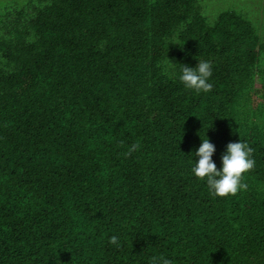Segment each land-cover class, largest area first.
Returning <instances> with one entry per match:
<instances>
[{
	"label": "trees",
	"instance_id": "1",
	"mask_svg": "<svg viewBox=\"0 0 264 264\" xmlns=\"http://www.w3.org/2000/svg\"><path fill=\"white\" fill-rule=\"evenodd\" d=\"M201 2L0 0V264H264V35ZM206 138L255 149L247 191L194 176Z\"/></svg>",
	"mask_w": 264,
	"mask_h": 264
},
{
	"label": "clouds",
	"instance_id": "2",
	"mask_svg": "<svg viewBox=\"0 0 264 264\" xmlns=\"http://www.w3.org/2000/svg\"><path fill=\"white\" fill-rule=\"evenodd\" d=\"M179 80L186 89L194 90L197 94L210 92L213 85L208 82L212 76V65L208 61L200 60L195 68L180 65ZM121 146L124 142L121 141ZM139 144L128 147L124 153L129 156L139 149ZM255 149L247 142H229L226 151L221 155V168L217 170L212 160L215 152L214 144L204 139L194 155L198 157L191 172L199 180H206L208 190L213 197L235 196L240 190L247 191L248 184L244 182V174L253 170L255 160L252 158ZM109 244L120 247L119 238L115 235L109 238ZM150 264H173V261L164 256H153Z\"/></svg>",
	"mask_w": 264,
	"mask_h": 264
},
{
	"label": "rangeland",
	"instance_id": "3",
	"mask_svg": "<svg viewBox=\"0 0 264 264\" xmlns=\"http://www.w3.org/2000/svg\"><path fill=\"white\" fill-rule=\"evenodd\" d=\"M202 0V12L208 22L213 25L224 11L235 9L241 11L245 9V16L249 17L253 25L264 35V0ZM239 3V4H238ZM260 84L258 83V86Z\"/></svg>",
	"mask_w": 264,
	"mask_h": 264
}]
</instances>
